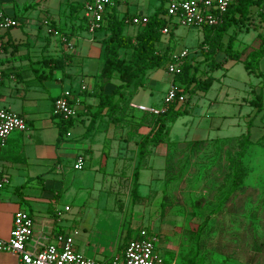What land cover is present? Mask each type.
Masks as SVG:
<instances>
[{
	"label": "rangeland",
	"instance_id": "rangeland-1",
	"mask_svg": "<svg viewBox=\"0 0 264 264\" xmlns=\"http://www.w3.org/2000/svg\"><path fill=\"white\" fill-rule=\"evenodd\" d=\"M16 1L11 12L17 18L27 14L33 16L34 19L47 18L52 14L61 16L67 13L68 7L72 8L73 15L77 18L82 15L83 0ZM28 4L30 6L26 7ZM250 11L251 18L247 22L234 25L222 37L223 43L226 42L227 36L234 37L231 51L239 50L243 44L248 47L257 45L259 40L255 34L259 32L264 35V23L258 21L255 7H252ZM129 29V27L124 28V32ZM202 39L203 30L201 27L177 26L168 35L160 37L156 48L161 51L166 49L171 54H177L181 49L186 48L188 50L187 61L191 65L197 66L198 71L208 72L206 69L209 59L219 61L225 57V54L219 47L206 46L201 42ZM74 57L70 55V58L74 59ZM83 62L85 70L88 73H93L98 69L100 59L97 57L88 58ZM244 71L241 62L238 61L223 75L221 74L222 69L213 70L212 76H217L218 80L213 81L211 87L206 91L205 97L218 96L221 93L219 92L220 85L228 83L230 80H233L234 84L238 86L243 83L249 84L251 76L246 78ZM149 78L150 93L145 89H139L134 99L155 103L158 106L161 103V100L157 103L159 97L165 93L170 79L173 81L174 77L161 67L153 69ZM49 81L51 83L48 88L49 96L58 95L61 88L69 83L66 78L62 79L60 84H54L53 80ZM174 82L176 83V80ZM170 85H173V82ZM107 89L110 90V87ZM137 89L131 94H128V91L123 92L125 98L127 94V99L123 100L127 102V110L124 112L125 125L121 131L123 133L128 129L131 139L117 147L114 158L119 159V166L115 174L99 180L98 177L101 173L91 167L93 159L89 168L81 172L71 170L68 168L69 161L66 160L69 158L68 154L60 156L66 173H54L51 165H43L40 168L41 172H45L42 174V179L33 177L34 173L31 177L22 180L21 175L27 176V174L18 171L21 183H17L16 171L4 168L9 183L0 190L1 203H5V197L16 194L19 207L27 212L32 220L33 230L37 231L40 228V218L45 217L49 220L48 232L71 235L73 247L76 250L97 260H100L102 255L108 254L110 249L115 250V248L121 247L125 240L137 235L140 227H145L155 235V252L165 259V264H188V260H182V258L188 255L195 256L197 253L203 257L200 264H211L208 260L209 255L218 250L220 243H225L224 233L226 231H233L235 234L238 231V236H257L259 232L258 227L247 229L239 225V227L233 228H220L216 224L225 219L233 222L242 220L251 222L264 215V211L258 212V204H264V142L261 146L245 147L240 158L237 157V153L240 151L237 145L240 141L238 139L225 142L219 141L221 140L219 138H205L202 145L192 144L190 147L188 146L189 141L177 143V146L169 148L166 154L171 161L170 170L168 169L169 176L164 173V177L159 178L158 184L148 193H145V186L141 185V195L131 202L129 175L136 163L134 141L147 132L150 125L147 117L141 121L139 119L141 112L128 105ZM234 94L241 96L242 92L235 90ZM262 95L264 98V94ZM187 97L186 95L184 99ZM206 101L200 100L195 94L189 95L188 102L186 104L183 102L187 113L178 116L171 124L168 139H175L179 136L177 132L180 130L182 122H186L187 126L195 124L198 120L197 116L205 113L204 120L210 122V116L214 112L220 111L226 114L225 120H212L211 123L221 126V131L209 130V137L228 138L244 132L245 122L250 116L245 117L243 112L248 111V106L242 107L239 111L241 116H238L236 115L237 107L232 108L226 104L207 106L204 105ZM257 118L255 119L257 120ZM55 120L59 121L58 118ZM258 120L264 126V116H260ZM130 121L131 123L128 124ZM235 121L237 122L235 123ZM232 122L233 126L226 125V123ZM104 124L105 120H102L101 127H104ZM227 126L230 132L223 133ZM82 129L80 123H75L68 130V135H63V140L67 144L65 150L73 151V148L85 147L81 139L76 138ZM117 140L122 141L121 139ZM46 168L50 170L48 171ZM178 168L179 172L177 173ZM232 170L237 174V186L230 190L227 198L221 201L215 211H212L215 209L217 200L229 189ZM147 175L148 171L146 170L140 173L141 181ZM80 176H83V179H80ZM53 180L59 182L58 189H50L46 186L43 189V182L50 184ZM42 191L56 192L57 196L51 199L41 198ZM64 205L68 207V210H63ZM202 222L203 228L195 238V229ZM255 223L257 222H252V225L255 226ZM235 225L237 224L235 223ZM247 230L250 232L246 233ZM260 230L262 233L264 228ZM50 240L53 242V239ZM223 246L225 247V245ZM98 250H104L103 254H99ZM221 250L225 251L226 249Z\"/></svg>",
	"mask_w": 264,
	"mask_h": 264
},
{
	"label": "crops",
	"instance_id": "crops-1",
	"mask_svg": "<svg viewBox=\"0 0 264 264\" xmlns=\"http://www.w3.org/2000/svg\"><path fill=\"white\" fill-rule=\"evenodd\" d=\"M14 3L15 0H0V9L17 20L15 27L0 30V74L2 76L0 83V107L20 115L24 119L26 126L21 131H11L5 138L3 145L0 146V168L3 172L4 168L7 170L14 169L16 171L15 179L17 183H21L18 171L22 172V174H27V176L21 175L22 180L31 177L34 173L33 177L42 179V174L45 172H41L40 168L43 165H51L54 173H66L67 171L61 164L60 156L68 154L69 158L66 160L69 161L68 168L71 170H74L71 167L72 162L76 156L80 155L83 163L82 168L78 171L81 172L89 168L93 159L94 162L91 167H93V170L101 173L98 177L99 180L104 179L108 175L115 174L119 166V159L114 158L117 147L119 144H125V142L118 141L117 139L119 138L112 135L115 129L114 126L104 124L105 126L101 127L102 120H105L104 116L100 118V121L96 119L92 126H88L89 113L94 110L96 104V98L91 94L92 90H94V76L99 72L102 65L101 42L107 33L104 30L96 29L88 31L84 24H79L77 17L73 15L70 7L67 8V13L61 16L52 14L47 18L34 19L33 16L27 14L17 18L11 12L14 9ZM163 3L165 4V0H118L114 6V10L118 18L123 15L125 17L123 32L124 28L129 27V31L124 33L132 35L134 33V25L129 23L128 18L131 15L149 16L161 4L164 6ZM29 6L30 4L26 7ZM67 45L71 47L68 48ZM70 55L75 56L74 59L70 58ZM94 57L100 59V64L95 72L88 73L85 70L83 61ZM234 63L236 62L231 60L223 63L222 67L219 68L223 71L221 74H225L233 67ZM257 68L261 75L257 74V70L248 72L243 68L245 70V77L251 76L249 84L243 83L238 86L234 84L233 80H230V82L220 85L219 92L221 93L214 98L205 97V93L211 87L213 81L215 79L218 80L217 76H213L214 80L205 92L196 91L194 93L200 100H207L204 103L207 106L226 104L232 108L237 107L238 112L236 115L238 116H241L240 109L248 106V111L243 112V115L245 117L250 116L249 118L251 119L249 127L250 141H254L264 132V126L261 121L259 122L260 119L258 120L260 116H264V110L262 109L255 113L254 108L246 103L258 91L261 92V95L264 94V56L258 61ZM212 72H210L211 75ZM150 74L151 71L145 76L143 86L136 90L128 105L135 103L146 106H157L155 103L134 99L139 89H145L150 93L151 83L148 82ZM64 78L69 83L67 86L61 88L60 93L63 90H69L79 99L75 107V116L71 118V127L75 123H80L83 127L76 138L81 139L85 147L73 148V151L64 149L67 144L63 140V137L58 139L57 123L61 119L51 112L52 100L60 93L56 96H49L48 93V88L51 86L49 80H53L54 84H60V81ZM171 82L172 80L170 79L168 86ZM108 87L111 88V85L106 84L104 86L105 92L109 91ZM235 90L241 91L242 95L235 96ZM229 94L231 95L230 98L228 97ZM162 96L161 94L157 103L162 99ZM262 100L264 106L263 95ZM205 116L206 113L197 116L198 120L196 123L189 126H187L186 122H182L180 130L177 132L179 136L171 140L168 139L170 124L165 136V142L151 147L147 156L141 160V168L137 177L138 195H141V185L145 186V193H148V191H152L155 188L154 186L158 184V179L164 177L166 142L181 143L192 139L226 138L208 136L209 130L221 131V126L212 125V120L223 121L226 114L221 111L214 112L210 116V122L204 120ZM256 117H258L257 120L255 119ZM55 118H58L59 121H56ZM226 125L233 126L234 123H226ZM228 131L230 132V129L227 126L223 130V133H227ZM65 136L67 135L65 134ZM104 139H109L106 155L102 154V150L105 149ZM46 170L49 171L50 169L46 168ZM144 170L148 171V175L141 181L140 173ZM79 178L83 179V176ZM45 186L50 187V189H58L60 184L57 180H53L50 184L43 182V189L46 188ZM15 196L9 195L5 197V203H1L0 199V238L8 237L12 213L16 209H21ZM41 196V198L51 199L57 196V193L42 191ZM263 211L264 204H258V212ZM50 213L53 215L52 212ZM40 219V228L37 231H35L36 229L31 230V238L37 239L40 242H51L50 239H54V235L59 232H48L49 220L45 217H41ZM254 221L257 222L255 226L252 225ZM239 225L247 229L249 227H258L259 232L257 236H238V231L236 234L233 231H226L224 233L225 243H220L218 250L209 255L208 260L211 264H264V231L261 233L260 230L264 228V215L251 222L250 220L233 222L225 219L220 220L216 224L220 228H233L239 227ZM245 232L250 231L247 230ZM33 233L35 234L34 236ZM124 246H119L115 250L110 249V252L102 255L99 261L106 264L112 256H121ZM224 248L226 249L225 251L221 250ZM98 252L99 254H103L104 250H98ZM155 253L158 255L157 252ZM158 256L160 258V263L158 264H165V259L160 255ZM191 257V255L184 256L182 260H190ZM196 259L203 260V257L202 255H198ZM0 264H17L15 255L10 252H0Z\"/></svg>",
	"mask_w": 264,
	"mask_h": 264
},
{
	"label": "trees",
	"instance_id": "trees-1",
	"mask_svg": "<svg viewBox=\"0 0 264 264\" xmlns=\"http://www.w3.org/2000/svg\"><path fill=\"white\" fill-rule=\"evenodd\" d=\"M117 2L118 0H111V4L105 12L100 26L96 29L104 30L107 34L101 42L102 65L99 72L94 76V90L91 92L92 96L96 98V104L94 110L89 113L88 126H92L96 119L100 121V118L104 116L105 124H111L115 127L112 135L119 139L121 138L124 142H128L131 139L130 131L128 129L123 131V133L121 131L125 125L124 112L127 110V102L123 101L127 99V94L125 98L123 92L128 91V94H131L136 88L143 86L144 78L150 71L161 67L166 69V65L172 62L171 57L173 54L166 49L162 51L158 50L156 44L160 40V37L165 34L168 35L175 29V26L169 27V30L165 34L160 33V29L165 25V20L161 18L164 11V7L161 4L151 15L147 16V21L145 23L134 25L136 28L132 35L126 34L123 32L125 17L123 15L118 18L114 10V6ZM252 7H255V15L258 21L264 23V0H231L227 9L220 15V21L217 24L212 26H201L203 30V39L201 42L209 47H219L223 54H225V57L219 61L210 58L207 65L208 68L206 69L208 72L198 71V67L191 65L186 57L182 59L180 72L172 75L174 77L172 82L175 87L176 95H183L184 98L187 95L188 97L186 99L178 103L174 101L162 114L152 115L140 111L141 115L139 119L141 120L147 117L150 125L148 131L134 141L136 146V163L129 175V179L131 180L129 189L131 202H134L139 196L137 193V177L141 168V160L147 156L151 147L165 142V136L170 124H172L178 116L187 113L184 105L188 102L189 95L194 94L196 91L205 92L209 88L214 80V77L210 74L211 71L221 68L223 63L227 60H231L241 62L242 67L246 71L251 72L257 70V74L261 75L257 66L260 58L264 56V35L259 32L256 33L255 37L259 40L257 45L248 47L243 44L242 47L236 51H231L234 37L227 36L226 42H222V37L227 34L229 28L236 24H243L251 18L250 10ZM70 10L73 12L71 7ZM77 19L79 24L82 22L84 23V18L82 16H79ZM242 55L243 57L241 58ZM175 80L176 83L174 82ZM106 84L111 85L108 92L104 91V86ZM183 102H185V104ZM246 103L254 108L255 113L259 110H264L260 91L252 95ZM130 123L131 121L128 122V124ZM71 125V118L60 120L57 123L58 139L62 138L63 135L68 132V128L71 127ZM250 125L251 119H248L245 122V130L243 133L237 136L223 138L219 141L229 142L231 140H240L237 144L240 150L237 153V157L240 158L245 147L261 146L264 142V132L254 141H250ZM121 134H123V137H121ZM108 140L109 139H104L105 149L102 150V154L105 155L108 150ZM205 140L206 139L189 140L188 146L190 147L192 144L202 145ZM166 145L164 173H166V176H169L170 172H168V169L170 168L169 164H171V161L166 154L169 148L172 149L177 146V142L169 141L166 142ZM176 172H179V168ZM237 181V174L232 170L230 173L229 189L217 200L215 209L212 211H215L221 201L227 198L228 192L237 186ZM203 222L195 229V238H197L198 232L203 228ZM125 242H127V240H125ZM125 242L122 243V246L126 244ZM194 249L196 251V248ZM198 255L197 253L195 256H192L190 260H188V264H199L201 260L199 261L196 259Z\"/></svg>",
	"mask_w": 264,
	"mask_h": 264
},
{
	"label": "built area",
	"instance_id": "built-area-1",
	"mask_svg": "<svg viewBox=\"0 0 264 264\" xmlns=\"http://www.w3.org/2000/svg\"><path fill=\"white\" fill-rule=\"evenodd\" d=\"M231 0H165L161 18L165 25L160 33L165 34L171 26L201 27L212 26L220 21V15L227 9ZM111 4V0H83L82 17L88 31L97 29ZM128 21L132 25H140L147 21L145 15H131ZM17 25V20L0 9V30H7ZM70 48V45H67ZM188 50L181 49L172 55V62L166 65V72L174 75L180 72L182 59L187 57ZM2 76L0 74V83ZM183 95H176L175 87L169 85L158 106H146L130 103L129 106L152 115L164 113L174 101H183ZM79 99L69 90H63L52 100L51 112L61 120L75 116ZM24 119L15 112L0 107V146L7 135L25 128ZM68 135V133H66ZM82 157L76 156L72 169L82 168ZM9 183L8 177L0 168V190ZM1 199V198H0ZM63 210H68L67 206ZM32 220L21 209L13 211L7 238H0V252H10L16 257L17 264H104L101 261L83 255L73 247L69 234L57 233L53 242H40L31 238ZM155 235L150 229L140 227L135 237L129 238L123 248L122 255H114L106 264H158L160 258L155 253Z\"/></svg>",
	"mask_w": 264,
	"mask_h": 264
}]
</instances>
